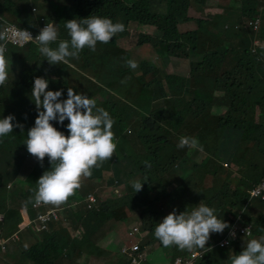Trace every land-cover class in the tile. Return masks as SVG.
<instances>
[{"label": "trees", "instance_id": "obj_1", "mask_svg": "<svg viewBox=\"0 0 264 264\" xmlns=\"http://www.w3.org/2000/svg\"><path fill=\"white\" fill-rule=\"evenodd\" d=\"M24 1L26 0H0V16L6 21L16 23L20 28L36 31L35 15L31 11V7L24 4ZM68 1L69 4L64 10L66 17L59 23L58 33L68 35V30L65 27V21L67 20L74 18L80 20L90 15L106 17L114 23L120 22L125 25V30L121 34L126 33L133 26L144 27L145 30L140 33L137 42L138 46L144 44L151 46L152 43L157 42L166 45V53L169 56L189 58L192 54L201 51L198 46V32L204 28L211 17V9L207 4L216 3L218 0H195L204 7V18L198 20V30L184 33L179 31L178 22L193 19L189 15L190 0ZM261 4H263V0H245L242 5V8L245 9L243 11L244 15L255 16L258 12L256 7ZM56 12L60 13L58 9ZM37 51L38 47L31 44L20 50L10 47L5 55L11 65L10 77L13 79V84L6 82L3 86H0V118L13 114L16 118L14 123L23 124V132L20 128H14L12 133L0 140V182L3 177L15 178L14 175L19 173L22 168L23 159L22 156L16 153L18 151L28 152L24 141L27 139V131L34 126L35 118L38 115L35 104L30 99L34 78L46 74L49 76L55 75L58 79L57 68L49 65L45 57L38 54ZM218 52L219 50H216L205 54L202 61L191 62L190 78L175 75L165 77L168 82L173 83L176 81L188 82L194 77H201L200 80L208 82L212 91L223 90L221 97L215 100H208L206 95L197 89L192 92L193 101L200 107L217 104L221 101L220 107L226 109L227 105L231 103L227 109L228 114L222 113L219 115L218 133H222L226 129L248 128L247 123L253 121L254 113L240 112V109L249 101L246 94L249 95L251 91H254L259 95L258 99L261 100V95L264 93L261 80L259 81L261 87L254 81L250 83L248 80L254 78L256 71L254 65L257 62L253 60L248 62L246 59H242L236 65H233L231 69L222 70L220 67L222 59H216ZM143 67L148 72V67ZM261 69L264 72V65ZM209 70H212V76H200L207 74ZM158 87L162 96L165 90L161 89V86ZM50 90H62L61 99L67 98V89H60L59 79L55 87ZM244 95L246 96L242 98ZM238 99L243 101L242 105L238 103ZM261 104L264 105V100ZM199 110L201 108L188 111L185 119L187 121L181 119L178 122V124L183 125L179 129L185 128L187 132L192 131L196 136L199 127L193 123L192 119L198 115ZM189 116H192V118ZM260 118V121L264 122V116L260 115ZM51 123L59 131L68 135L66 126L69 121L67 119L63 125L57 121H51ZM156 125L159 127L156 128ZM143 126L144 131L149 132L144 134L146 136H141L144 143L149 144L167 139L164 134H155L156 130L161 128L162 125L158 120H154L153 115L145 118ZM253 128L258 132L256 138L246 136L242 143L237 146L232 143L226 149L228 153L236 154L234 164L241 175L237 182L234 176L235 171L225 167L212 155L205 156L199 162H192L190 167L192 172L179 176L174 172V165L180 161V157L174 155L167 163L159 164V158L165 154L163 150L166 145L163 146V149L155 150L149 147L144 153H134L128 150L126 143L120 144L117 148V155L120 157L121 163L128 161L131 164L130 172H123L122 169L114 170L115 179L123 187V197L108 196L105 200L106 195L103 194L98 196L103 203L93 210L83 206L76 211L68 210L67 214L64 215V222L52 223L50 230L44 232L45 242L27 250L25 258H29L33 264H76L80 258L87 257L92 252L93 258L111 260L109 255L114 253H109L98 243L109 233H114L123 245L128 247L136 245L142 253L151 251L154 245L157 244L163 250L165 264L167 260L171 262L172 258L202 251L206 253L204 258L197 264H216L222 256L223 249H231L239 245L241 237L236 238L229 247L217 246L210 250L211 243H219L223 240L229 228H226L222 234H211L206 244L207 248H197L192 251L180 250L176 246L164 247L155 238L154 230L163 217L170 212L175 210L177 214L181 212L190 213L199 204L213 208L215 210L214 214L219 219L227 221L231 227L241 214L244 208L243 203L249 197L251 188L264 177V125L258 123ZM176 148H178L177 145ZM187 161L186 158L185 162L187 163ZM108 166V162H103L99 167L93 168L91 176L87 178L92 181H100ZM50 168L51 164L46 156L43 166L37 161L31 172L25 177L23 184L27 185L28 190L23 199L29 209V216H34L31 204L34 202V191L37 188L36 181L44 171ZM132 179L141 182L147 179V181L143 183L141 191L134 193ZM179 183H181L180 190L189 198L179 197L176 192ZM30 199L31 202H29ZM1 206L0 195V208ZM254 208H258V211H255ZM137 210H141V230L136 236H129V223L133 217L132 214ZM244 213L243 215L247 220L254 222L252 239L260 240L264 237V200L254 199L252 204L244 210ZM7 217L10 222L21 220H18L13 213H8ZM70 229L74 232L81 230L84 237L78 238L81 236L72 235ZM89 244L91 246H88ZM169 250L172 251L171 254ZM125 261V259L112 261L111 264H124Z\"/></svg>", "mask_w": 264, "mask_h": 264}, {"label": "rangeland", "instance_id": "obj_2", "mask_svg": "<svg viewBox=\"0 0 264 264\" xmlns=\"http://www.w3.org/2000/svg\"><path fill=\"white\" fill-rule=\"evenodd\" d=\"M31 1L37 7V11H35L34 14H44L49 17L51 22L55 23L58 31L59 23L66 17L64 10L69 4V1ZM244 1L245 0H219L218 3L208 4L207 6L212 9L210 13L211 17L204 28L198 32V46L203 52V56L219 50L216 59H222L224 61L229 60L233 64H237L242 59H246L248 62L251 60L256 61L257 63L254 65L256 70L254 78L248 80L250 83L254 81L260 87L259 81L261 80L262 87H264V72L261 69L264 62L260 61L256 55L251 53L252 41L264 33V28L258 32L254 31L251 27L243 26L249 19V16L242 17L241 15V7ZM190 8L192 12L196 10L199 12L200 16L203 15L202 12L196 8L195 0H190ZM57 9L60 13L56 12ZM256 10H258V6ZM153 12L157 13L154 10ZM263 14L264 12L261 14L262 19ZM195 16H197V14H195ZM196 24V19L194 22L189 21L187 23L180 21L178 22V28L181 29L182 32H185L191 30L193 27V29H195ZM236 24H240L242 27L237 29L235 28ZM225 25H228L229 28H225ZM136 28L135 26L131 27L130 34L125 36V38L120 37V32L107 44L98 42L95 51L85 47L80 52L78 58L70 57L67 63L53 65L58 70L60 89L72 88L78 94H84L89 98H93L97 101L98 107H102L110 113L114 120L112 132L114 134V142L117 145L116 149L120 144L126 143L128 145V150H131V152L144 153L149 147L158 150L159 148L163 149V146L166 145V148L163 150L165 154L159 158L160 165L167 163L174 155L184 160L186 158L188 159L187 163L182 162L183 165L181 164L179 167H175L176 171H174L177 172L178 175H187L191 173L190 166H192V162H199L205 156L212 155L217 158L221 164L229 162L227 167L235 171L234 176L237 182L241 175L240 171L237 170V166L234 164L236 154L228 153L226 149L232 143L235 146L242 143L246 136L251 138L257 137L258 132L253 126L260 123V115L264 116V105L260 103L254 108V110H256V112H253L254 122L247 123L248 128L238 130L226 129L222 131V133H218L217 131L219 129L217 122L219 115L222 113L228 114L229 111L227 109L229 107L226 109L221 108V101L217 104L200 107L193 101L192 92L197 89L198 91H202L208 100H215L221 97L223 90L219 89L217 91H212L208 82L200 80L201 77H194L188 80V82H168L165 77L164 63L163 65L161 64L162 58L169 57L166 53V45L154 42L151 46L144 44L137 47L136 43L143 29L140 26H138V29ZM196 29H198V27ZM69 39V35L58 33V40L56 43L52 44L51 47L55 48L58 46L59 41ZM37 53L40 54L39 51H37ZM191 59L201 60V57L199 55H194ZM128 60L135 61L138 67L135 69L129 67L127 64ZM143 66L148 67L147 70L149 71L147 72L144 70ZM211 73L212 70H209L207 74L211 75ZM158 86H161V89L165 90L162 96ZM241 101V99H238V103ZM186 102L187 104H185ZM198 108H201V110H199L197 112L198 115L192 119L193 123L199 127L198 134L195 136V133L192 131L187 132L185 128L179 129V127L183 125L178 124V122L181 121V119H186L187 112L194 111ZM261 111L263 112L259 113ZM150 115H153L154 120H158L162 125L161 128L156 130L155 134L166 135V140L149 144L143 142L144 139H142L141 136H146L144 134L149 133L148 131H144L143 121ZM189 117L192 118V116ZM157 127L159 126L156 125V128ZM181 137L195 138L198 141V146L176 148ZM114 155L115 159L119 158V156H117V150ZM25 159L31 164L37 161L30 154H28ZM106 162L109 163L108 167H120V164L115 162V160H107ZM188 163L189 167L187 166ZM129 166H131V164L128 162H124L122 165L123 169ZM110 173L111 169H105L102 181H92L87 177H82L80 187L78 188L80 191L75 190L74 194L68 198L67 202L70 204L71 200L78 199L77 203H81L83 197L87 193H102L104 189H107L105 188L106 182L111 181L113 178ZM23 176L25 177V175ZM15 181L19 183L17 180ZM15 181L11 182V178L3 177L0 182L2 204L0 208V237L7 241V250L5 252H0V256L8 255L10 261L15 254L14 251H11L16 248L14 246L15 240L18 241L20 238L27 235L39 234L45 236L44 232L39 229L38 223L33 220L34 216H28L23 219L27 214L26 210H21L19 213L13 210L17 205L13 199V196H17V194H15L17 191ZM8 183L12 185L11 189L6 187ZM180 186L181 183L177 186L176 191L179 197L189 198L180 190ZM82 206L84 207L83 204H80L76 207V204H74L72 208L68 207L63 213L66 215L68 210L76 211ZM50 207L55 208L54 205H50ZM254 210L258 211V208H254ZM8 213H13L17 219H21V221L19 220L18 223L15 221V223L10 222L7 217ZM60 215L62 217L64 216L62 212H60ZM137 218L138 216L133 214L129 225L131 226L134 223H138ZM70 232L72 235L81 236L78 238L84 237V233L81 230L75 233L70 229ZM250 239H252V237H241L239 245L231 249H223L222 256L217 264H231L230 257L238 255ZM36 244H40V242ZM98 245L115 255H109V259L111 260L97 259L93 258V254L90 252V255L87 257L79 259L81 264H111L112 261L124 260V256L121 254L123 244L115 234L109 233ZM88 246H91V244ZM18 249L24 251L22 248ZM159 250V246L156 244L150 253L153 254L155 251H158L160 254L157 255H163V251ZM169 253L171 254L172 251L169 250ZM23 260L27 259L24 257ZM79 261H77L76 264H79ZM14 263H16V261H14Z\"/></svg>", "mask_w": 264, "mask_h": 264}, {"label": "clouds", "instance_id": "obj_3", "mask_svg": "<svg viewBox=\"0 0 264 264\" xmlns=\"http://www.w3.org/2000/svg\"><path fill=\"white\" fill-rule=\"evenodd\" d=\"M218 1L216 3H218ZM24 4H26L27 6L29 5L28 7H31V11L33 12V14L35 13V11H37V7L35 6L34 3H32L31 0L24 1ZM209 4H215V3H209ZM195 6L200 10V12H202L203 15L195 16V14L192 12L190 8L189 15H191L193 19L188 21H184V20H180V21L187 23L189 21H195L196 19L197 20L196 28L197 27L199 28L198 20L200 18H204V10H203L204 7L198 4L197 2H195ZM32 7H35V10H32ZM263 10H264V0H263V4L258 6V12H256V15L253 17H249L248 21L243 26L251 27L254 31L260 32L263 29L262 17H261ZM241 11H242L241 12L242 17H246L243 13L245 9L241 7ZM0 18L1 20L9 24L15 25L18 29L22 31H26L24 33L25 39L31 40L33 38L32 34L35 35L39 33L34 37L35 41L38 44L31 42L23 47H17L13 45H6L5 47L2 44H3V40H5L6 38V35L5 33H1L2 30L1 27L3 23L0 21V86H3L6 82H8L7 81L8 75L10 76L11 65L9 64L5 56L8 53L10 47H14L20 50V49H25L26 47L32 44L38 47V51L42 56L45 57L49 65H61L62 63H67L68 58L70 57L78 58L80 52L85 47L89 48L92 51H95L98 42L107 44L118 33L123 32L125 30V25L123 23L120 22L114 23L110 18H106V17L90 15L86 18H81L80 20L74 18L65 21V27L68 30V35L70 39L59 41L58 46L53 48L51 47V45L57 42L58 31L55 23H52L50 18L45 16L44 14L35 15L36 25H37L36 31L25 30L23 28H20L16 23L6 21L1 16ZM41 18H43V21H41ZM257 18L260 19V25L259 28L256 30L253 27V22ZM250 22H252V24ZM44 23L46 24L42 28V25ZM240 27H242V25L240 24L235 25V28L237 29H239ZM141 28L143 29L142 32H144L145 28L144 27ZM225 28H229V26L226 25ZM136 29H138V26ZM195 29H191L188 31H192ZM130 31H131V27L129 31L121 34L120 37L125 38V36L130 34ZM179 31L181 33H184L181 31V29H179ZM256 42H259V44L256 45ZM263 43H264V36L262 34L260 35V37L255 38L252 41L251 53L256 55V57L260 61L264 62V58L261 55H258L260 49L264 50V46L261 45ZM136 46L138 47L137 43ZM198 54L203 56V52L200 51V53L192 54L189 58H184V57H178V58H184L188 60L191 59V57H193L194 55H198ZM228 61L222 60V62L220 63V67L222 70H229L232 68V67L229 69L226 68V64ZM191 62H197V61H191ZM191 62H190V73H191ZM127 64L132 69L138 67V64L132 60H128ZM204 75L206 77L212 76L208 74H204ZM175 76H179V75H175ZM48 85H49L48 79L44 77L34 78V82L30 93V99L34 102L38 115L35 118L34 126L27 131V139L24 141V144L26 145L28 152L18 151L20 155H25V157L28 154H30L40 163L41 166H43L44 159L47 156L49 163L51 164V168L49 170L44 171V173L36 181L37 188L34 191V202L31 204V210L37 212L36 216L34 215L33 220L36 223H38L39 229L42 232L50 230V226L54 222H64V216L62 217L60 215V212H62V215H64L63 211L67 210L68 207L72 208L74 204H76V207L80 204H83L84 207H87V209L93 210L103 203L102 200H99L98 197L99 195L105 194L106 195L105 200L108 196L116 197V198L123 197L124 195L123 187L120 186L118 180L115 179L114 170H118V169L123 170L122 167L123 163L128 162V161H124L123 163H121L120 157L118 159H115L114 154L115 151L117 150L116 149L117 145L114 142V134L112 132L114 120L112 119L110 113L107 110H105L102 107H98L97 101L95 99L89 98L84 94H78L72 88L67 89V98L61 99L63 95L62 90H56V91L49 90ZM251 93L255 96V98H253V101L254 100L257 101V104H254L253 106H249L251 100L249 96ZM246 95L249 97V101L243 106V108L240 109V112L242 111L256 112L254 108L257 107L260 103H262V101L264 100V93L261 95L262 98L261 100L258 99L259 95L256 94L254 91H251L249 95L248 93ZM246 95H244L242 98H244ZM242 102L243 101L240 102V105H242ZM230 105L231 103L228 104L227 107H229ZM66 119L69 121V123L66 126L68 129V135H65L63 132L59 131L51 123V121H57L58 123L63 125ZM15 120L16 118L13 114H9L6 117L0 118V140H2V138L12 133L14 128H20L21 131L23 132V124L19 122L14 123ZM260 124L264 125V122L260 121ZM197 146H198V141L195 138H188V137H181L177 145L178 148L197 147ZM107 160H115V162H118L119 164L121 163L120 167L119 166L115 168L108 167L109 169H111L110 174L113 176V178L111 179V181L106 182L105 188L107 189H104V191L100 194L92 193V192L87 193L83 197V201L81 203H77L78 199L75 200L73 199L70 201V204L68 203L67 206L65 207H60V208L50 207L49 204L61 205L65 203L68 200V198L74 194L75 190L80 191L78 190V188L80 187L81 178L91 176L92 169L95 167H99L103 162ZM37 161L34 162L33 164L36 165ZM182 162H185L183 158L181 159V161H178L177 164L174 165L175 171H176L175 167L177 168L179 167V165L181 164L183 165ZM228 163L229 162H225L222 164L225 167H227ZM187 166L189 167V163ZM130 170L131 168L129 166L128 171L130 172ZM104 173L102 174L103 178H104ZM175 173L178 174L177 172ZM27 175H25V177ZM25 177H24V181H25ZM103 178L100 181H102ZM263 179L264 177L251 188L249 197L243 203L244 208L242 209L241 214L236 218L235 222L231 225V227L227 221L223 219L222 220L219 219L214 214L215 210L213 208L203 204H199L196 207H194L190 213L181 212L177 214L176 211L174 210L169 214H167L165 217H163V219L155 227L154 230L155 238H157L164 247L176 246L180 250L192 251L193 249H197V248L198 249L207 248L206 244L209 241L211 234L213 233L222 234L226 228H229L226 237L223 240H221L219 243L212 242L210 246V250L216 248L217 246L229 247L233 244V241H235V239L239 237H253L254 222L252 220H247L243 214H245L244 210L247 209L250 204H252L254 199L260 198L264 200V197L262 195H254L253 193V190L257 188V186L263 181ZM15 180H17L18 182L22 181L21 179L13 178L11 179V182ZM146 181L147 179H145V181L143 182L132 179L131 183L134 189V193L141 191L143 188V183ZM8 184L6 187L8 189H11L12 185L11 184L8 185ZM16 185L20 186V184L17 182ZM91 195L96 199L95 203H91L90 201H88V198ZM29 202H31V199ZM34 203L37 205L43 203V205L38 209H34L32 207ZM13 210L17 211V209L14 208ZM23 210L27 211L29 209L25 205V208ZM47 210L57 211L59 218L57 220H52L51 222H49L47 224L46 229H42L40 223L37 222V218L39 214L45 213ZM19 212L20 211H18V213ZM133 214L138 216L137 218L138 223H134L130 226L129 236H132L131 234H134L133 236H136L137 234H139V231L141 230V221H140L141 210H137ZM27 217L28 216L26 214L23 219ZM135 228L138 230L134 231ZM0 242L4 246V249L0 248V252H5V249L7 247L6 245L7 241L3 240L0 237ZM123 247L131 248L126 245H123L122 248ZM26 251L27 250L22 251L23 257H25ZM205 253H206L205 251H202V252L191 253L186 256H178L174 259L172 258L171 262L167 260L166 264H175L178 259L182 260L183 264H197L204 258ZM138 254H143L145 255L146 258L145 260H141L140 264H144V263L156 264L155 262H153V260L155 259L156 256H158L157 254L160 253H158V251H155L153 254H151L150 251H146L142 253L139 251L138 248L137 252H131L129 255H123L124 259L126 260L124 264H129L130 258L133 256H137ZM160 256L161 259L164 261L163 255ZM27 260L33 264V262L29 258ZM230 260H231V264H264V237H262L260 240L250 239L247 242L246 246L243 247V250L239 252L238 255L231 256Z\"/></svg>", "mask_w": 264, "mask_h": 264}, {"label": "crops", "instance_id": "obj_4", "mask_svg": "<svg viewBox=\"0 0 264 264\" xmlns=\"http://www.w3.org/2000/svg\"><path fill=\"white\" fill-rule=\"evenodd\" d=\"M263 12H264V10H263ZM193 13L200 15L199 12L196 10H194ZM192 22H194V21H192ZM262 28H264V14H263V19H262ZM198 55L201 57V60H202L203 56L200 54H198ZM258 55H261L264 58V50L260 49L258 52ZM201 60H196V59L184 60L182 58L171 56V57L162 58L161 64L163 65V63H164V70H165L166 75H179V76H184V77H190V75H191V73H190V62L191 61H201ZM232 66H233V64L228 61L226 64V68L229 69ZM200 76L206 77L204 74H202ZM42 77L48 79L49 90L55 87V85L57 83V77L55 75L49 76V75L44 74ZM7 81L10 82L11 84H13L12 83L13 79L9 75H8ZM249 97L251 99L249 106H253L254 104H257V101H255V100L253 101V98H255V96L252 93L250 94ZM16 154H18L19 156H22L23 159H22V168L19 171V173L14 175V177H15V179H21L22 181L19 182L20 186H17V191L15 193V194H17V196H13V199H14L15 204H17L16 207H14V209H17V211H21L25 208V201L22 198L23 197L22 195H24L26 193V191L28 190L27 185L22 184V183H24L23 174L24 175L29 174L35 165L33 163L31 164L27 159H25V155H20L19 152H17ZM27 166H29V167H27ZM128 170H129V167H126L123 169V172L128 171ZM37 173H38V171L36 172V174ZM67 204H68V202L66 201L65 203H63L61 205H54V206H55V208H60V207L67 206ZM49 205H53V204H49ZM36 213H37L36 211H33V215L36 216ZM29 215H30L29 210H27V216H29ZM16 223H18L17 220H16ZM16 233H18V232H16ZM44 238L46 239V236L36 234V235H27L25 237L20 238V240H18V241L15 240L14 246L16 248L14 250H11V251H14V253H15L13 256V259L10 261L8 255L7 256H0V264H30L31 263L30 261L23 260L24 259V257L22 256L23 250L18 249V248L28 250V249L32 248L33 246H35V244L38 242H40V244L42 242H45ZM40 244H36V245H40ZM6 250H7V247H6L5 251ZM154 260H155L154 262L156 264H163L164 263V261L161 259L160 255L156 256ZM14 261H16V263H14ZM79 264H81V261H79Z\"/></svg>", "mask_w": 264, "mask_h": 264}, {"label": "built area", "instance_id": "obj_5", "mask_svg": "<svg viewBox=\"0 0 264 264\" xmlns=\"http://www.w3.org/2000/svg\"><path fill=\"white\" fill-rule=\"evenodd\" d=\"M32 10H35V7H32ZM0 21L3 23L2 24V30H1V33H5L6 35V38L5 40H3V46L6 47V45H13V46H17V47H23V46H26L28 43H35V44H38L34 37L38 34H32L33 38L31 40H28V39H25L24 37V33L26 31H22L20 29H18L15 25H12V24H9L3 20H1L0 18ZM41 21H43V18H41ZM252 24V22H250ZM46 23H44L42 25V28L45 26ZM259 25H260V19L257 18L254 22H253V27L254 29H258L259 28ZM259 42H256V45H258ZM264 46V43L261 44ZM253 193L254 195H262L264 197V179L263 181L257 186V188H255L253 190ZM88 201H90L91 203H95L96 202V199L91 195L89 196L88 198ZM43 203L37 205V204H33L32 207L34 209H38L40 207H42ZM91 207V206H90ZM59 218V215L57 213V211L55 210H47L45 213H41L39 214L38 218H37V222L40 223L42 229H46L47 227V224L49 222H51L52 220H57ZM138 229H134V231H137ZM132 236L134 234H131ZM0 248L1 249H4V246L3 244L0 242ZM138 251V247L137 246H134V247H131V248H127V247H123L122 250H121V254L122 255H129L131 252H137ZM145 255L143 254H138L137 256H133L130 258V263L129 264H140V261L141 260H145ZM175 264H183L182 263V260L178 259L176 261Z\"/></svg>", "mask_w": 264, "mask_h": 264}]
</instances>
